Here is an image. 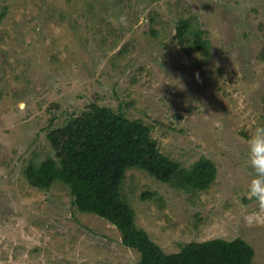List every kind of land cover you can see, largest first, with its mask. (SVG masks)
I'll use <instances>...</instances> for the list:
<instances>
[{"label":"rangeland","instance_id":"374dc122","mask_svg":"<svg viewBox=\"0 0 264 264\" xmlns=\"http://www.w3.org/2000/svg\"><path fill=\"white\" fill-rule=\"evenodd\" d=\"M181 19L208 52L178 40ZM90 104L143 122L180 167L200 157L216 167L205 190L126 171L121 196L152 242L171 254L241 238L264 264V214L244 167L264 125V0H0V264H139L68 185L40 189L24 175L56 158L49 133Z\"/></svg>","mask_w":264,"mask_h":264},{"label":"trees","instance_id":"16d2710c","mask_svg":"<svg viewBox=\"0 0 264 264\" xmlns=\"http://www.w3.org/2000/svg\"><path fill=\"white\" fill-rule=\"evenodd\" d=\"M176 37L196 51H209V41L188 19L179 20ZM48 138L56 158L28 165L25 178L40 189L54 181L68 185L77 209L114 224L123 245L140 254L139 264H252L254 250L241 238L190 242L177 253H165L135 225L133 209L121 196L125 173L134 168L178 188L205 190L216 178L209 159L200 157L189 169L182 168L161 153L143 122L96 104L52 130Z\"/></svg>","mask_w":264,"mask_h":264},{"label":"clouds","instance_id":"9594fccd","mask_svg":"<svg viewBox=\"0 0 264 264\" xmlns=\"http://www.w3.org/2000/svg\"><path fill=\"white\" fill-rule=\"evenodd\" d=\"M244 167L250 168L253 176L247 189L248 197L258 204L256 215L264 214V125L257 126L248 138ZM248 222L245 217V223Z\"/></svg>","mask_w":264,"mask_h":264}]
</instances>
